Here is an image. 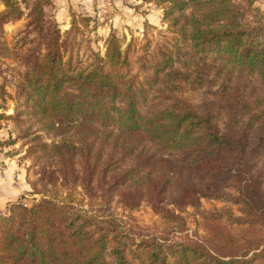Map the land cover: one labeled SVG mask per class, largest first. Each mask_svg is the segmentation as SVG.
<instances>
[{
	"label": "trees",
	"instance_id": "16d2710c",
	"mask_svg": "<svg viewBox=\"0 0 264 264\" xmlns=\"http://www.w3.org/2000/svg\"><path fill=\"white\" fill-rule=\"evenodd\" d=\"M144 1L167 31L126 47L111 33L101 54L90 18L72 12L64 31L52 0H0V61L14 64L0 108L16 104L0 120L20 128L0 145L30 144L44 197L0 217V264H264L263 15L256 0ZM22 21L9 41L6 26ZM57 175L68 197L49 190ZM106 186L125 218L108 212ZM145 196L151 227L134 217Z\"/></svg>",
	"mask_w": 264,
	"mask_h": 264
},
{
	"label": "rangeland",
	"instance_id": "374dc122",
	"mask_svg": "<svg viewBox=\"0 0 264 264\" xmlns=\"http://www.w3.org/2000/svg\"><path fill=\"white\" fill-rule=\"evenodd\" d=\"M61 1L62 0H52L53 8L48 9L49 14H51L53 18L57 20L60 28L64 31L69 29L70 27L72 12L90 18L91 22L88 37L91 40V46L96 51L98 50L101 54L105 52V41L111 33H115L124 43L123 46L126 47V44L131 43L133 40H136L138 43H143L147 37L155 39L160 32H165L168 28V24L163 19L164 12L162 8H160L154 2H148L144 0H101L99 3V7H97L98 0H76V2L75 0H73V2H75V5L77 6V9H75L74 5H72L74 9L71 8L67 10L64 7L65 15L64 18H61V16H59L56 5ZM85 5H88V7L86 8ZM256 6L261 11L264 20V0H256ZM2 9L3 6L0 3V10ZM65 17L67 20L65 19ZM23 23L24 22L22 21L15 25L10 24L6 26V32L9 41L12 40L13 36L17 33L18 29L22 27ZM108 23H110L112 27V30L110 31L108 30V27H106V24ZM152 23L155 25H153ZM114 26H116L117 29H114ZM147 26H150V28L147 29ZM13 67L14 64L9 61H0V77L7 76L8 78H12V76H14ZM9 93L12 96L15 95V92L11 88L9 89ZM15 108L16 104L14 100H11L9 98L6 103V109L0 108V115L5 114L7 117L13 116L15 113ZM0 124V138L4 140L2 142H9L10 140H13L18 136L20 128L16 126L15 122H13L12 119H1ZM27 124L33 125V130L37 131V134L42 136L43 141H45L46 143H52L54 140H56L53 133H47L43 129V124L38 123L35 120H30V122H28ZM26 143V141L19 140L14 146L9 144L5 145L6 149H12L10 157L17 158H15L16 167L22 166L23 168V173L25 174L24 182L27 186V191H24L19 198L14 200V204H12V202L9 203V205L2 210L3 212H0V217L10 216L13 211L19 207L31 208L34 204L41 200V198H44L41 194L33 193L30 184L31 182H39L38 186L41 187V181H39V179L43 174V168L41 169L39 166L35 165L36 159L26 153V151L30 147V144ZM2 165L5 166V163L0 157V168L4 169ZM58 177L59 176L57 175L56 180L58 179ZM16 178L14 183L15 186H17V184L19 183L18 179L16 180ZM62 181L63 179L59 177L56 184L57 186L53 187L52 184H49L48 188L49 190L51 189L53 191L61 192L64 197H68L69 190L66 188V186L62 185ZM77 191L81 193L79 194L80 197L82 195L81 188H78ZM107 191L110 190L106 186L104 188V192L110 194L108 195V198L110 200V209L108 210V212H118L120 215H124L123 218H125V213H123V210L121 208V198L119 196V193ZM223 205L224 204L222 202L215 200H201V209L204 210L221 208ZM83 206L85 210L90 211L91 208L94 209V212H97V214L103 213L107 208L105 207L101 210H98L99 207L97 205L91 206L88 203V200L85 199ZM168 207L170 209H175L173 205L168 204ZM233 208L236 211V207ZM182 216L188 222V230L184 233L188 234L189 236H194V232L197 230V223L195 218H199L194 207H187L186 212H184ZM134 217L139 224L150 227L158 221V216L149 204L147 196L144 197L139 210L134 213Z\"/></svg>",
	"mask_w": 264,
	"mask_h": 264
},
{
	"label": "crops",
	"instance_id": "0c3cea01",
	"mask_svg": "<svg viewBox=\"0 0 264 264\" xmlns=\"http://www.w3.org/2000/svg\"><path fill=\"white\" fill-rule=\"evenodd\" d=\"M87 1H89V0H87ZM100 1L101 0L97 1V5H98L97 7H99ZM75 2H76V0H75ZM75 2H73V0H62L59 4H56L59 16H61V18H64V15H65L64 9L65 8L67 10L71 9V8L74 9V7H75V9H77ZM86 3H84V4H86ZM72 5H74V7ZM85 7L87 8L88 5H85ZM58 13H57V15H58ZM65 19H66V17H65ZM153 25H155V24H153ZM106 27H108L109 31L112 30L110 23L106 24ZM113 28L117 29L116 26H114ZM0 136H1V134H0ZM2 141H4V140H2L0 138V142H2ZM11 153H12L11 148L6 149L5 145H0V157L2 158V161L5 163V166L2 165L4 167V169L0 168V212H3L2 210L5 209L9 205V203L12 202V204H14V200L19 198L24 191H27V186L24 182L25 174L23 173V168H22V166H20L21 168L18 166L16 167V160H15L16 157L15 158L10 157ZM8 157H10V158H8ZM5 167H6V169H5ZM15 178H16V180L18 179V181H19L17 186L14 185Z\"/></svg>",
	"mask_w": 264,
	"mask_h": 264
}]
</instances>
